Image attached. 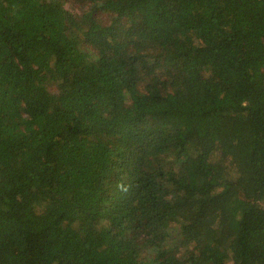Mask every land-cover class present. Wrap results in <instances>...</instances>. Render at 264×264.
<instances>
[{
	"label": "trees",
	"instance_id": "1",
	"mask_svg": "<svg viewBox=\"0 0 264 264\" xmlns=\"http://www.w3.org/2000/svg\"><path fill=\"white\" fill-rule=\"evenodd\" d=\"M0 264H264V0H0Z\"/></svg>",
	"mask_w": 264,
	"mask_h": 264
}]
</instances>
